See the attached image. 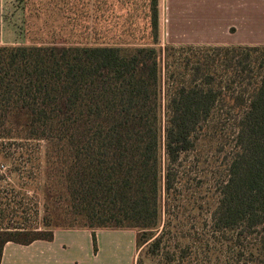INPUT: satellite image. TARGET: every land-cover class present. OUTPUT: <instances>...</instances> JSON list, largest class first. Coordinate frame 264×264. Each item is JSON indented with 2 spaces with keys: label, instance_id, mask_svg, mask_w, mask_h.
<instances>
[{
  "label": "trees",
  "instance_id": "obj_1",
  "mask_svg": "<svg viewBox=\"0 0 264 264\" xmlns=\"http://www.w3.org/2000/svg\"><path fill=\"white\" fill-rule=\"evenodd\" d=\"M156 6L152 0L154 40ZM216 50L224 59L204 54L194 63L186 59L178 70L191 74L163 84L161 53L151 47L96 44L88 37L74 43L60 34L30 46L0 47V139L46 146L41 222L36 200L27 198L29 207L23 208L21 186L6 183L9 177L0 175V261L7 243L51 242L54 232L64 227L90 231L94 251L97 230L135 231L138 264L144 249L152 260L166 263L185 253L189 244H198L197 252L204 253L201 240H187L190 234L183 235L173 222L183 216L182 208L199 210L190 191V165L201 163V147L221 152L224 137L208 124L223 100L244 112L232 133L223 175L218 171L211 176L217 201L210 223L223 232L252 230L264 220L263 50ZM242 50H252V57L246 55L232 66L235 56L229 52ZM222 62L221 76L238 77L246 70L243 65H252L254 83L247 103L221 96L214 75ZM190 153L192 159L186 158L183 167L180 162ZM39 154L33 152L14 169L17 181L26 178L34 197ZM27 163L29 175L23 177Z\"/></svg>",
  "mask_w": 264,
  "mask_h": 264
},
{
  "label": "rangeland",
  "instance_id": "obj_2",
  "mask_svg": "<svg viewBox=\"0 0 264 264\" xmlns=\"http://www.w3.org/2000/svg\"><path fill=\"white\" fill-rule=\"evenodd\" d=\"M151 1L0 0V47L30 46L48 41L52 34H60L74 43L85 42V37H88L90 43L96 44H120L130 48L151 47L161 53L163 84L168 78L181 82L191 74L178 70L186 59H191L194 63L201 54L216 61L224 59L223 53L219 54L216 48L253 47L261 48V53L264 54V0H157L156 40L153 36ZM187 47L197 50L191 51ZM181 48L184 49L182 52L173 51ZM252 54V50H242L235 55L229 52V57L235 56L231 65L236 66L237 61L246 55L252 57ZM220 64L223 66H220V71H215L214 78L216 84L222 86L221 96L233 95L247 103L254 83L252 65H243L246 70L242 74L237 73L236 77L227 76L225 73L221 76L224 62ZM217 109L215 118L208 125L214 126L224 137L223 145L219 149L221 152L215 153L207 145L201 147V163L197 167L190 165L194 170L190 177V191L195 193V207L199 210L193 212L191 207L182 208L183 216L173 222L183 235L190 234L187 240H201L204 253L197 252L198 244H189L188 250H184L185 253H176L173 262L166 263L160 259L152 260L146 256L144 249L139 264H264V220L252 230L236 228L223 232L213 229L209 220L217 201V184L212 181L211 176L218 171L223 175L228 150L233 144L232 133L236 131L240 116L244 112L237 107L231 108L226 100L219 102ZM44 148L46 149L45 143L40 141L0 139V175L9 177L6 183L21 186L26 197L23 208L29 207L27 198L36 200V218L39 222L43 217L42 190L46 178L43 174ZM38 151L42 162L39 180L35 183L38 194L34 197V193L27 187L26 178L17 181L14 169L17 162H26L33 152ZM187 156L180 162L183 167L188 165L186 158L188 162L192 159L191 153ZM23 166L25 168L21 176L27 177L30 164ZM55 186L53 191L57 189ZM68 228L61 229H77ZM96 232V252L90 234L88 248L84 245L83 233H66L60 236L66 243L75 242L79 249L77 253L80 254L75 261L79 264L86 262L84 251L96 255L94 260H90L91 264H135L134 258L138 264L134 244L135 231L106 229ZM184 247L185 244H182L181 248ZM183 255L185 257L179 258Z\"/></svg>",
  "mask_w": 264,
  "mask_h": 264
},
{
  "label": "crops",
  "instance_id": "obj_3",
  "mask_svg": "<svg viewBox=\"0 0 264 264\" xmlns=\"http://www.w3.org/2000/svg\"><path fill=\"white\" fill-rule=\"evenodd\" d=\"M205 1L210 2L212 0ZM66 233H83L82 239L84 238V245L88 248L89 234L91 237L90 231L56 230L51 242L36 241L28 246L7 243L3 248L0 264H79L78 261H75L80 256L77 253L79 249L75 242L66 243L60 236V234ZM68 250H72V252L68 253ZM83 253H85L84 260L86 261L84 264H91L90 260H94L96 255L87 254L86 251Z\"/></svg>",
  "mask_w": 264,
  "mask_h": 264
}]
</instances>
